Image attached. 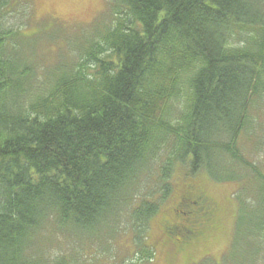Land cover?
<instances>
[{
    "label": "trees",
    "instance_id": "1",
    "mask_svg": "<svg viewBox=\"0 0 264 264\" xmlns=\"http://www.w3.org/2000/svg\"><path fill=\"white\" fill-rule=\"evenodd\" d=\"M21 2L0 0V264H86L130 223L143 234L157 203L136 177L163 148L166 195L173 162L215 176L249 164L240 133L264 145V0H111L101 40L51 68L5 28ZM182 202L165 225L181 251L211 221L203 198Z\"/></svg>",
    "mask_w": 264,
    "mask_h": 264
},
{
    "label": "rangeland",
    "instance_id": "2",
    "mask_svg": "<svg viewBox=\"0 0 264 264\" xmlns=\"http://www.w3.org/2000/svg\"><path fill=\"white\" fill-rule=\"evenodd\" d=\"M110 1L22 0L14 12L4 16L3 20L6 21L5 28L17 32L18 39L28 44L32 43L33 45L27 46L28 51L36 58L44 60L43 64L51 68L52 63L60 57H67L68 60L72 58L71 62H74L71 52L75 47L69 49L70 43L79 47L84 35L95 32L97 33L95 35L92 33L93 39L101 40L102 32L111 20ZM14 35L15 33L12 37ZM85 37L88 38V35ZM44 65L39 66L41 71L44 70ZM180 91L185 92L184 86H181ZM177 107L181 112V104ZM261 109L264 113V104ZM249 110L253 114L260 113ZM259 118L264 120V117ZM252 120L250 121L252 126L256 125L257 118ZM260 136L258 134L252 140L249 134L240 133L237 137V148L244 158L250 161L249 164L232 163L234 165L222 166L221 173L215 176L204 169L189 173L186 165L173 162L167 180L170 189L166 195L160 194V181L155 180L159 177V166L164 162L167 154L163 148L164 152L152 166L154 169L151 168L149 173H145L146 177L143 179H140L139 174L136 177L141 194L150 193L152 190V199L157 203L156 212L149 218L144 233L142 234L141 230L138 232L130 223L129 229L123 230L114 237L115 241L111 246L90 247L86 259L81 262L86 264H264V145L255 146ZM213 156L218 158L215 152ZM227 162L232 161L227 160ZM224 164L227 163L221 162V165ZM192 197L203 198L211 221L199 230L200 235L203 233L202 236L194 241L190 248L185 247L186 250L181 251V246H178L180 247L178 249L174 243L173 239L176 237L166 236L165 225L168 219L177 215L175 212L177 205ZM249 217L254 225L252 230H247L252 227L246 223ZM194 219L193 216L191 219L193 223L201 221ZM41 235L44 239L51 238L47 232L38 231L34 234L36 237ZM142 235L145 246L151 247L153 252L146 253L144 249L135 246V240L140 239ZM64 241V245H67Z\"/></svg>",
    "mask_w": 264,
    "mask_h": 264
}]
</instances>
